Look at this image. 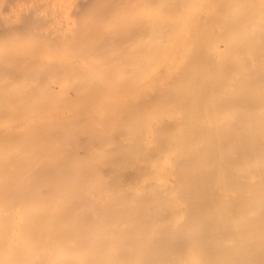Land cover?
<instances>
[{
  "label": "bare ground",
  "instance_id": "6f19581e",
  "mask_svg": "<svg viewBox=\"0 0 264 264\" xmlns=\"http://www.w3.org/2000/svg\"><path fill=\"white\" fill-rule=\"evenodd\" d=\"M40 3L19 21L0 18V36L11 31L0 39V264H263L259 235L249 257L233 236L244 255L222 242L264 231V188L236 189L243 166L224 154H243L229 127L264 103L237 77L264 81V26L252 20L237 38L247 22L221 25V42L193 0ZM242 103L247 118H231L225 108ZM252 147L263 180L264 140ZM228 164L237 170L221 184ZM222 189L232 191L224 200Z\"/></svg>",
  "mask_w": 264,
  "mask_h": 264
},
{
  "label": "rangeland",
  "instance_id": "374dc122",
  "mask_svg": "<svg viewBox=\"0 0 264 264\" xmlns=\"http://www.w3.org/2000/svg\"><path fill=\"white\" fill-rule=\"evenodd\" d=\"M196 1H198V0H195V2ZM199 1H201V0H199ZM203 1V2H202ZM201 2H199L200 3V5H203V7L202 6H200L202 9H204V10H202V12H203V17L205 18V22H206V20L208 21V22H206L207 24L208 23H212L211 25L213 26V28H212V30H213V33L214 32H217V34L219 33V35H212V37L213 38H218L220 41L222 40H224L225 39V35L224 34H226V33H221V30L223 29V28H226V25L225 24H229V23H234V22H238V20H241V22H242V24L244 23V24H246V22H247V24L246 25H244V26H246L245 28L243 27H241L242 29H240V30H243V31H239V33L238 34H236V36L235 37H244V38H246L247 36H249V35H245V34H249L248 32V27H249V25L251 26V22L253 23V21H254V25L255 24H261L262 26H264V0H205V2H204V0H202ZM41 2V0H0V18L1 19H3L5 22H8V23H10V22H12V21H14V20H16V21H19V17H20V15H21V13H23V12H27L28 10H33V8H35L36 6H37V4L38 3H40ZM199 3L197 4H195L194 3V0H193V4L196 6V5H199ZM202 3V4H201ZM41 4V3H40ZM40 4L38 5V6H40ZM205 15V16H204ZM233 16H234V18H233ZM237 16V19L235 18ZM240 16V17H239ZM241 16H243V17H245V16H249V17H247L248 18V20H247V18H244L243 19V17H241ZM208 17H209V20L211 19V17H213L211 20H212V22H210L209 20H208ZM233 18V19H232ZM239 18H242V19H239ZM231 19V20H230ZM235 19V20H234ZM233 20V21H232ZM237 20V21H236ZM244 20V21H243ZM253 20V21H252ZM249 21H250V23H249ZM259 21V22H258ZM255 22H257V23H255ZM240 23V22H239ZM206 24V25H207ZM241 24V23H240ZM249 24V25H248ZM221 25H225V27L223 26V28H221L222 26ZM247 25H248V27H247ZM229 26V25H228ZM252 27V26H251ZM220 28H221V30H220ZM247 30V33H246V30ZM206 30H207V27H206ZM225 30V29H224ZM223 30V31H224ZM218 31H220V32H218ZM207 32H208V30H207ZM225 32V31H224ZM244 32V33H243ZM10 33H11V31H5L4 33H2L1 34V36H0V39H4V40H9L10 38H11V35H10ZM206 33V32H205ZM242 33V34H241ZM216 34V33H215ZM238 35V36H237ZM22 36V38H25V35H21ZM24 36V37H23ZM207 38H209V35H208V33H207V36H206V39ZM239 38V39H240ZM221 41V42H222ZM221 42H219V44H218V46H224V44L225 43H221ZM224 42V41H223ZM221 44V45H220ZM219 47V51H220V49L221 50H223L224 49V47H223V49H222V47L220 48ZM8 44L6 43L5 44V46H4V49H3V51H7L8 50ZM242 50H244V49H242ZM239 51V50H238ZM237 51V55H238V52ZM240 52H241V50H240ZM247 51H246V49H245V51H244V54H247L246 53ZM220 53H222L221 51H220ZM224 53V52H223ZM249 54V53H248ZM243 55V53L241 54V55H239V56H242ZM248 56V55H247ZM224 73V72H223ZM226 73H228V72H225L223 75L225 76V74ZM236 74H237V72H235ZM234 73V74H235ZM240 73V74H239ZM238 74V76L237 77H239V78H241V81H247V82H249L250 83V81H248V79H247V77H249L248 75L246 76V74H244L243 73V75H241L242 74V72H239ZM231 74V73H230ZM227 75V78L228 77H231V78H233L234 76L232 75H228V74H226ZM222 76V75H221ZM223 76V77H224ZM241 76H244L245 78H242ZM263 76H264V74H263ZM223 77H221L222 79H224L225 80V83H226V81L229 79H225V78H223ZM234 79V78H233ZM233 79H230V80H232V81H228L230 84H232V87L230 88V89H232L231 91L233 92V89H234V87L238 84V86H240V84H239V82L237 81H234ZM243 79H245V80H243ZM221 80V79H220ZM221 82H223V80H221ZM232 82H236L237 84H233ZM247 82H245V85H243V88H244V86L246 87V84H247ZM263 80H262V82L260 81V83L262 84V85H264L263 84ZM225 83H222L221 85L223 86ZM247 84L248 86H250V87H248L247 86V88H244L243 90H244V92H246V90L249 92V95H250V97H251V95H252V97H257L258 95H263L264 94V86L263 87H261L262 85H260V83L258 82V83H256L258 86H259V88H258V86H256V84L253 86L251 83L250 84ZM243 83L241 82V85H242ZM222 86H221V88H222ZM237 86V87H238ZM237 87H236V89H234V90H238L237 92L240 94H244L243 93V91H240L239 89H237ZM238 88H242V86H240V87H238ZM261 88V89H260ZM262 88H263V90H262ZM223 89H224V87H223ZM259 89V90H258ZM240 91V92H239ZM224 92V90H222L221 91V93H223ZM225 94V93H224ZM223 94V95H224ZM246 94V93H245ZM243 95V96H246V95ZM249 95H248V98H249ZM247 97V96H246ZM262 103L264 102V98H263V101H261ZM238 103V102H237ZM239 103H241V102H239ZM259 103V105L261 104L260 102H258ZM258 103H256L255 105H257V106H253V108L255 109V111H254V109L252 110V112L254 111V113H252L251 112V110H249L250 109V107L249 106H247L248 107V109L246 108V107H244L243 106V103L242 104H236L235 106H237V105H239V106H237V107H234V110H233V108L231 109V108H225V110H229L230 112L229 113H231V115H227V113H228V111H225L224 113H221V110H220V113L222 114H219L218 115V117H220V115H221V117H223V115L225 114V116L223 117V118H221L220 119V122H221V120L223 119V123H225V121H226V119L228 118V116H231V118H233V117H235L233 114H232V111H234V113H236V111L238 112V109H239V114L237 113V115H241L242 113H240V112H242V110L245 108L246 110H249V111H247V114L249 115V113H251V114H254V116H249L251 119H253L252 117H254L255 118V114L258 112V111H262V110H264V108H262V107H264V103L263 104H261L260 106L258 105ZM240 105H242V106H240ZM245 105V104H244ZM263 105V106H262ZM243 108V109H242ZM251 108H252V106H251ZM222 109V108H221ZM236 109V110H235ZM242 109V110H241ZM245 109H244V111H245ZM260 109V110H259ZM223 111H224V109H223ZM249 112V113H248ZM256 112V113H255ZM264 112V111H263ZM244 114H245V116H244ZM227 115V116H226ZM248 115H246V113L245 112H243V114L241 115V117L243 116V119H244V117H246V116H248ZM260 115V114H259ZM262 116V117H261ZM225 117H226V119H225ZM237 117V116H236ZM240 116H238V121H240V118H241ZM249 117L246 119V121L244 120V122H241V123H244V126L242 125V124H239L240 122H238L237 123V121H236V119H235V121H236V125L237 124H239V125H237V126H240V125H242V126H240V127H235L236 125L234 124V122L235 121H232L233 119H231V118H228L227 120H229L230 122H228V121H226V122H228V125L231 123V121L233 122V123H231V125L230 126H232L233 124H234V126L233 127H235V128H233V127H229L230 129H232L233 131H232V133L231 134H229L230 132H229V130H228V132H226L225 130L227 129L226 127H224V126H226L225 124H227V123H225V124H222L221 123V125H220V129L221 128H223V129H225L224 131H222L221 133H220V136H221V134L223 135L221 138H223V137H225L228 141H230V136L229 135H231V136H233V135H238V138H236L237 136H233L234 138H232L233 140L236 138L237 139V141H236V139H235V141L237 142V146H238V144L240 143V142H245V140H246V146H245V148H246V152H247V154H246V156L244 155V152H245V148H244V150H243V156L241 155V153H242V151L240 150V152H237L238 151V149H236V146L235 145H233V143H235L236 144V142L234 141H231V143H229L228 141H226V139L225 138H223L222 139V141H225L226 143V147H227V145H229L227 148L228 149H230L229 147L231 146V145H233L232 146V151L231 152H229V150H227V151H225L227 148H225L224 146V151H225V153L224 154H226V157H227V154H228V158H231V157H229V156H234V157H232V159L234 158V160H232V161H230V159H229V163L230 164H235L234 162L236 161L237 163H236V165H234L233 167H231V168H236V166H237V168L239 169V167H240V165L241 166H243V167H245V168H243V167H241L242 168V170L241 171H243V172H241L240 170V174H239V172L237 173L235 170H237V169H232L233 171H235L234 172V174L235 175H237V179H236V184H240V185H238V187L239 188H237L236 187V189H240V188H243V189H245V191L247 190V192H245V195H247V194H252V195H254L255 196V194L259 191V192H261L260 190V187L263 189L264 187V179L262 180V179H258L257 178V175L259 174H262V172H256V170H259V168H260V171H261V165L259 166L258 164H259V162H257L258 160V153L257 152H255L256 150L252 147V146H256L258 143H260L261 141H263L264 140V138L263 137H261L262 139H260V135L262 134V136H263V134H264V127L262 128L263 129V132H262V130H259L257 127H259V126H257L255 123H257V121L258 122H260V121H263L264 120V113H262L261 112V115L260 116H256V118H255V120L254 121H251V119H250V122H251V125H250V123H249ZM258 117V118H257ZM259 118H261L262 120H260ZM259 119V120H258ZM225 120V121H224ZM257 120V121H256ZM246 122V123H245ZM253 122H254V125H253ZM248 123V124H247ZM260 123H262V122H260ZM259 123V124H260ZM263 123H264V121H263ZM262 123V124H263ZM261 125V124H260ZM256 129H258L257 131L255 130V128ZM262 126V125H261ZM263 126H264V124H263ZM250 127H252V128H250ZM234 129L236 130V131H234ZM247 131L249 132V133H247ZM252 131V132H251ZM259 131H261V132H259ZM234 132H235V134H234ZM250 132H251V134H250ZM254 132V134H252ZM224 133H227V134H229L228 136L230 137V138H227V134L224 136ZM260 134V135H259ZM249 135V136H248ZM252 135H255L256 137H257V135H259V137H252ZM242 136V137H241ZM240 137V138H239ZM241 138H242V140H241ZM250 138V139H249ZM231 139V140H232ZM244 139V140H243ZM255 139H257L258 141H256ZM255 142H254V141ZM254 143V144H256V145H254L252 142ZM239 142V143H238ZM242 142V143H243ZM251 144H250V143ZM258 142V143H257ZM231 144V145H230ZM248 144H249V146H251V147H249L248 146ZM235 146V150L236 151H234L233 149V147ZM253 148V149H252ZM249 150V151H248ZM223 152V151H222ZM227 152V153H226ZM245 152V153H246ZM250 154H249V153ZM236 153V154H235ZM254 153V154H253ZM257 153V154H256ZM232 154V155H231ZM235 154V155H234ZM222 155H223V153H222ZM238 155V156H237ZM257 155V156H256ZM260 156H261V153L259 154ZM224 156V155H223ZM222 156V157H223ZM249 158H248V157ZM253 157V158H251V157ZM262 156L264 157V154H262ZM225 157V156H224ZM225 157V158H226ZM236 157H237V160H236ZM241 157V158H240ZM263 157H261L262 158V160H263ZM228 158H226L225 160L227 161V159ZM242 158H244V159H242ZM248 158V159H247ZM255 158H257V159H255ZM261 158L259 159V161L261 160ZM225 160H224V162H225ZM255 161V160H257V161H255V162H257L258 164H257V166H256V168L259 166V168H257L256 170H255V168H254V162L252 163L251 161ZM246 161V162H245ZM250 161V163H248ZM232 162V163H231ZM246 164H245V163ZM226 164H227V162H225ZM242 163V164H241ZM225 164V165H226ZM248 164H250V165H248ZM223 165V164H222ZM224 165V166H225ZM254 165V166H253ZM224 166H221V168H220V170L222 169V171H220V173L222 174V176H221V174H220V177H221V180L223 181H221L222 183L221 184H225V181H227V182H229L230 183V179H229V177L231 176V174L233 173L232 172V170L231 171H229V168H230V166H229V164L227 165L228 166V170L226 169L225 170V168H224ZM249 166H252L251 168H254L251 172H253V171H255L254 173H252V174H255V175H251V172L249 171L250 169H249ZM223 167V168H222ZM230 168V169H231ZM263 168H264V166H263ZM223 169H224V171H228V173H227V175L228 174H230V175H228V177H226V178H223V175L226 173V172H224L223 171ZM244 169V170H243ZM229 172H232V173H229ZM250 172V173H249ZM243 173V174H242ZM263 173H264V171H263ZM248 174L250 175V176H248ZM240 175H242V176H239ZM258 175V177H260ZM225 176V175H224ZM248 176V177H247ZM252 176H254V177H252ZM264 176V175H263ZM263 176L261 177V178H263ZM249 177L251 178V180L249 179ZM223 178V179H222ZM228 178V179H227ZM231 178V177H230ZM240 178H244V179H240ZM253 178H254V181H253ZM257 178V179H256ZM256 179V180H255ZM225 180V181H224ZM230 180V181H229ZM242 181V182H241ZM244 181V182H243ZM251 181V182H250ZM262 181V182H261ZM238 182H240V183H238ZM260 182V183H259ZM247 183V184H246ZM249 183H251V184H253L254 185V187H251V186H253V185H251V184H249ZM258 183V184H257ZM262 183V184H261ZM259 184H260V187L258 188V186H259ZM246 185H248V187L246 186ZM263 185V186H262ZM237 186V185H236ZM241 186V187H240ZM222 187H223V189H226L225 188V186L224 185H222ZM256 187L258 188V189H256ZM250 188H251V190H250ZM222 189V192H221V198H222V200H224V199H226L227 197H226V193H225V191H227L228 190V194H230V192H232V191H230L229 189H227V190H223ZM253 189L255 190V192H253ZM248 190H250V191H248ZM258 190V191H257ZM257 191V192H256ZM223 192H224V194H223ZM259 192H258V194H259ZM255 193V194H254ZM258 194H256V195H258ZM248 195V196H249ZM224 196V197H223ZM230 196V195H229ZM247 197V196H246ZM229 198V197H228ZM227 232V231H226ZM225 232V233H226ZM229 232V231H228ZM232 233H230L231 235H229V233L228 234H226L225 236H224V234H223V237H226V240H225V238H223V241L224 242H222V244H224V245H226V246H224V245H222L223 247H225V248H228L229 250H230V248H234L235 250H237V248H239V250L241 249V247H242V249L244 248V252H245V250H247L246 251V254H247V256L249 257V255H251L253 252H252V250H253V243H254V245L256 244H258V242H259V244H260V247L261 248H263V245H264V242H262L263 243V245H261V243H260V240L259 239H262L263 240V238H264V231H231ZM259 233V234H258ZM234 234H235V236H236V238H235V236H234ZM238 234V235H237ZM251 235V237H249L250 235ZM256 234V235H255ZM261 234V235H260ZM249 235V236H248ZM257 235H259V236H257ZM230 236H233L232 238H234V242H233V244L234 243H240V244H238V247L237 246H235V244H234V246L235 247H237V248H235V247H231L233 244H231V246H230V244L229 243H231V241H232V239H231V237ZM252 236H254V237H252ZM258 238H257V237ZM221 237H222V235H221ZM228 237V238H227ZM238 237V238H237ZM255 238H257V240L255 239ZM227 239H231L230 240V242H227ZM246 239H247V241H246ZM253 239V240H252ZM254 239H255V242H253L254 241ZM236 240V241H235ZM238 240V241H237ZM241 242H240V241ZM250 241V243H252V244H250L249 243V241ZM261 240V241H262ZM222 241V240H221ZM225 241L227 242V244L225 243ZM229 241V240H228ZM258 241V242H257ZM264 241V240H263ZM242 242H245V243H243V245L245 246V247H243L242 246ZM250 244H248V243ZM257 242V243H256ZM229 244V246H227ZM246 245H249V246H247L248 248H246ZM241 246V247H240ZM252 246V247H251ZM230 247V248H229ZM258 247H259V245H257V246H255V248H257L256 249V251H259V249H260V247H259V249H258ZM246 248V249H245ZM252 248V249H251ZM254 248V249H255ZM241 249V250H242ZM250 250V252H251V254L248 252L249 250ZM264 249V248H263ZM228 250V253L229 254H233V252H230V251H233V250H230L229 251ZM235 250H234V252H235ZM254 252H255V250H253ZM237 253H242L243 255L245 254L244 252H242V251H240V252H238V250L236 251ZM249 254H248V253ZM264 250H262V253H254V254H263L262 256H263V258H264ZM241 254V255H242ZM254 254L253 255H251V256H254ZM261 255L259 256V257H261ZM246 256V255H245ZM246 256V257H247ZM250 256V257H251ZM256 256H258V255H256ZM249 261H251V260H253V259H248ZM259 260V262L261 261V262H263L264 261V259H258ZM257 260V261H258ZM263 260V261H262ZM245 261H247L246 259H245ZM249 261H247V263H250ZM241 262H244V260H242ZM253 262H256V260H253ZM256 263H258V262H256ZM264 264V263H263Z\"/></svg>",
  "mask_w": 264,
  "mask_h": 264
}]
</instances>
